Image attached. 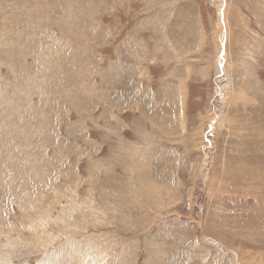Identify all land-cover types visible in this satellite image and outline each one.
I'll return each instance as SVG.
<instances>
[{"label":"rangeland","instance_id":"1","mask_svg":"<svg viewBox=\"0 0 264 264\" xmlns=\"http://www.w3.org/2000/svg\"><path fill=\"white\" fill-rule=\"evenodd\" d=\"M221 1L0 0V264H264V0Z\"/></svg>","mask_w":264,"mask_h":264},{"label":"bare ground","instance_id":"2","mask_svg":"<svg viewBox=\"0 0 264 264\" xmlns=\"http://www.w3.org/2000/svg\"><path fill=\"white\" fill-rule=\"evenodd\" d=\"M221 0H220V3H218L219 4V7L220 6H222V5H220L221 4ZM221 19H222V22H223V17L221 16ZM220 63H218V74H221V73H224V74H226L225 73V71H226V69H225V67H224V65H223V67H222V69L220 68L221 67V64H222V61H219ZM225 70V71H224ZM222 75V77H221V79H219L218 81V88H216V91H215V95H216V97H215V99H214V101L211 103V106H210V112L209 113H211L212 114V116L213 115H215L214 117H216V115H218V113L220 112V111H222L223 110V108H224V103H223V95H224V93H225V91H227V90H225V87H226V85H224V86H220V84L223 82H225L224 81V75L223 74H221ZM226 76V75H225ZM231 90V89H230ZM224 92V93H223ZM223 98V99H222ZM213 152V151H212ZM205 167V166H204ZM263 196H261V198H262ZM205 237V236H204ZM205 239H207V238H205ZM210 240V239H209ZM207 241H208V239H207ZM215 244H216V242H215ZM218 244V243H217ZM227 251H228V248H225ZM229 252L230 253H232V251L231 250H229Z\"/></svg>","mask_w":264,"mask_h":264},{"label":"crops","instance_id":"3","mask_svg":"<svg viewBox=\"0 0 264 264\" xmlns=\"http://www.w3.org/2000/svg\"><path fill=\"white\" fill-rule=\"evenodd\" d=\"M131 47V46H130ZM119 51V50H118ZM116 57H117V55H116ZM118 57H119V55H118ZM185 58H186V56H185ZM186 61V60H185ZM142 65V66H141ZM140 70L138 71V72H140L141 74L143 73H146V69H143V64H141L140 63ZM189 70H190V77H189V75H188V77H189V80H187L186 78H180V76H179V79H178V88L180 87V89L181 90H183L182 92H181V94L182 95H184V99L186 100V96H187V94H186V96H185V92H184V90H189L188 88V82L187 81H190L191 80V78H193L194 77V79H193V81L192 82H196V81H199V80H201V81H199L198 83H196V84H200V83H203V82H206V79H205V77L203 76L202 77V75H201V73H199V68H198V66H195V67H191V68H189ZM149 74L152 72V71H150V68H149V70L147 71ZM181 75H186V73L184 72V74H181ZM207 77V76H206ZM136 79V78H135ZM183 80V81H182ZM134 82V81H133ZM183 83H184V89L181 87L182 85H183ZM193 84V83H192ZM194 85V84H193ZM193 85H192V87H191V89H192V91H190V93H192L193 91H195V90H197V88L196 87H193ZM183 102V101H182ZM181 102V103H182ZM167 104V103H166ZM168 105H170V104H168Z\"/></svg>","mask_w":264,"mask_h":264}]
</instances>
